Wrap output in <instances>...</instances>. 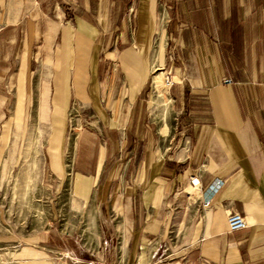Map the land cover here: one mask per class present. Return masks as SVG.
I'll return each instance as SVG.
<instances>
[{"label": "crops", "instance_id": "1", "mask_svg": "<svg viewBox=\"0 0 264 264\" xmlns=\"http://www.w3.org/2000/svg\"><path fill=\"white\" fill-rule=\"evenodd\" d=\"M37 57L47 63L39 78ZM164 68L172 77L165 99L151 81ZM38 96L52 129L49 163L60 180L69 154L81 210L69 207L73 223L42 230L34 247L51 253L54 237L74 238L78 255L24 246L17 256L156 264L150 244L170 231L180 233L172 264H264V0H0V106L18 104L17 120ZM78 106L93 120L71 143L66 121ZM133 152L140 170L125 186L136 159L122 156ZM149 153L152 165L142 158ZM191 175L199 186L188 187ZM104 203L120 208L119 224ZM230 213L246 226L229 232ZM88 215L95 226L86 229Z\"/></svg>", "mask_w": 264, "mask_h": 264}, {"label": "rangeland", "instance_id": "2", "mask_svg": "<svg viewBox=\"0 0 264 264\" xmlns=\"http://www.w3.org/2000/svg\"><path fill=\"white\" fill-rule=\"evenodd\" d=\"M164 25H167L165 28L169 29V24ZM164 41L166 44L164 56L169 61V39H164ZM46 64L42 61V57L36 58V78L45 74ZM166 77H171L168 69H157L152 73L151 81H155L153 84H156L157 79L166 80ZM173 80L176 79L173 78ZM167 90L164 92L165 97L163 99L166 98ZM39 97H35L32 102L22 104L21 118L17 120L12 119V117L18 104H7L5 108L3 105L0 106V264H37L34 259L17 256V253L24 246L42 252L41 256L45 257L52 255L57 258L59 252L63 253L65 250L78 255V245L74 238L68 239L65 244L61 242L58 236L54 237V242L50 248L51 253L34 247L36 237L42 233V230L51 227L56 231L64 232L68 227L67 225L73 223L74 217L69 216V207L77 211L81 210V205H76L72 197L73 185L69 179L72 165L69 154L64 160V172L66 174L60 180L54 174L55 170L52 164L49 163L47 150L50 147L49 137L52 129L49 125L50 120L48 123L41 119L43 112H41L42 103ZM46 109L48 112L47 104ZM157 115L160 118V114ZM47 116L49 119L48 113ZM92 120L87 114L82 116L79 106L78 114L75 110L68 114L66 122L69 142H73L77 131L90 126ZM152 126H157V122L154 121ZM166 129H168V122ZM149 138L152 141L151 137ZM169 139L170 137H167L163 143L162 151L168 145ZM129 156L135 157L136 163L127 168L125 186L130 185L129 182L138 176V170H140L137 153H123L122 162ZM142 158L146 159L144 160L146 165L150 163L152 165L155 157L153 153H149L148 155L143 154ZM121 170L114 169L115 172H118L117 174H120ZM152 171V168L146 169L147 174H151ZM108 188H106V192H109ZM185 196L187 197L186 193ZM85 206L86 203L83 207ZM101 207L107 209L106 218L110 223H120L122 218L120 208L111 211V207L107 206L106 203ZM92 223L95 226L94 217L91 215L83 216L84 228L89 229V225ZM89 233L83 232L85 243L92 241V235ZM179 237L180 233L169 231L163 241L159 243L153 241L154 243L150 244V255L154 256L152 261H157L156 264H172V257L176 255L178 249L175 245ZM25 249L21 250L20 255H24Z\"/></svg>", "mask_w": 264, "mask_h": 264}, {"label": "built area", "instance_id": "3", "mask_svg": "<svg viewBox=\"0 0 264 264\" xmlns=\"http://www.w3.org/2000/svg\"><path fill=\"white\" fill-rule=\"evenodd\" d=\"M224 82L229 83L230 80L226 79ZM195 185L199 186V180L197 176H193V175L189 176L188 177V187L195 186ZM217 188H218V184H216L215 186H212L209 193L213 194L214 192H217L216 191ZM208 204H209V196L204 199V202H202L203 206H207ZM245 226H246L245 218L238 213H230L226 217V227H227V230L231 233L241 230Z\"/></svg>", "mask_w": 264, "mask_h": 264}, {"label": "bare ground", "instance_id": "4", "mask_svg": "<svg viewBox=\"0 0 264 264\" xmlns=\"http://www.w3.org/2000/svg\"><path fill=\"white\" fill-rule=\"evenodd\" d=\"M171 83V78L170 77H166V80H162V79H157L156 81V89L158 92V96H162L164 95V92L169 89L168 87L170 86ZM193 187V186H191Z\"/></svg>", "mask_w": 264, "mask_h": 264}]
</instances>
